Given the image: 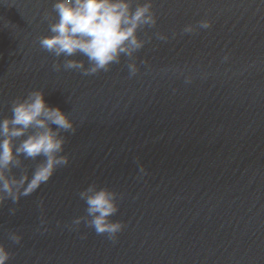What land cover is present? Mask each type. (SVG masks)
I'll return each instance as SVG.
<instances>
[{
	"label": "water",
	"instance_id": "obj_1",
	"mask_svg": "<svg viewBox=\"0 0 264 264\" xmlns=\"http://www.w3.org/2000/svg\"><path fill=\"white\" fill-rule=\"evenodd\" d=\"M53 2L0 0V117L41 90L76 128L62 133L68 165L0 205L7 264H264V0H153L133 77L124 56L84 76L42 49ZM38 160L22 157L29 173ZM91 183L118 194L115 241L69 227Z\"/></svg>",
	"mask_w": 264,
	"mask_h": 264
},
{
	"label": "clouds",
	"instance_id": "obj_2",
	"mask_svg": "<svg viewBox=\"0 0 264 264\" xmlns=\"http://www.w3.org/2000/svg\"><path fill=\"white\" fill-rule=\"evenodd\" d=\"M52 9L56 18L49 24L51 34L41 36L39 44L55 57H65L62 65L65 70L75 69L89 76L108 71L124 56L130 61L129 76H136L139 68L135 53L152 39L147 33V41L141 39L138 33L157 24L153 0H54ZM210 27V20L198 23V28ZM195 31L197 26L193 25L183 29L184 33ZM155 35L159 40L168 39L160 32ZM175 35L173 33V37ZM78 53L87 57V67L83 60L68 59ZM227 59L226 55L224 60ZM53 67L61 70L60 63ZM190 81L188 77L186 82ZM11 113L10 117H0V205L6 200L18 203L22 196L36 192L47 183L58 168L68 165L69 157L63 154L66 140L62 133L76 131L69 115L58 106H50L41 90L29 91L26 96L14 99ZM22 157L34 161L40 158L31 173L23 166ZM14 168L21 169L19 175L13 172ZM140 172H145L142 165ZM79 198L87 205L86 215L76 217L69 227L85 222L98 235L106 234L115 241L124 228L122 222L111 219L118 211V194L91 183L79 192ZM9 211L15 214L16 209ZM9 238L15 243L22 239L16 232H11ZM10 256L7 248L0 244V264H7Z\"/></svg>",
	"mask_w": 264,
	"mask_h": 264
}]
</instances>
